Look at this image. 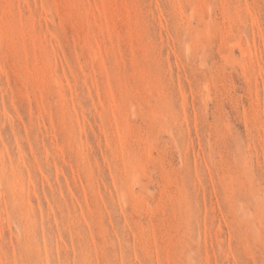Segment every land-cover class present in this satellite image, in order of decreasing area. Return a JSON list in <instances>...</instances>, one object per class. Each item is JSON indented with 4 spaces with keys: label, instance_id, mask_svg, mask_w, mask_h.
<instances>
[{
    "label": "rangeland",
    "instance_id": "rangeland-1",
    "mask_svg": "<svg viewBox=\"0 0 264 264\" xmlns=\"http://www.w3.org/2000/svg\"><path fill=\"white\" fill-rule=\"evenodd\" d=\"M0 264H264V0H0Z\"/></svg>",
    "mask_w": 264,
    "mask_h": 264
},
{
    "label": "bare ground",
    "instance_id": "bare-ground-1",
    "mask_svg": "<svg viewBox=\"0 0 264 264\" xmlns=\"http://www.w3.org/2000/svg\"><path fill=\"white\" fill-rule=\"evenodd\" d=\"M244 52V51H243ZM243 69V68H242Z\"/></svg>",
    "mask_w": 264,
    "mask_h": 264
}]
</instances>
